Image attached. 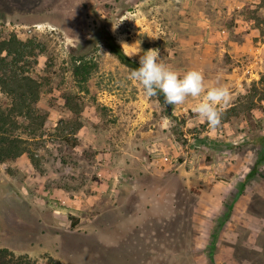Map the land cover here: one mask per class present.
<instances>
[{"label": "rangeland", "instance_id": "obj_1", "mask_svg": "<svg viewBox=\"0 0 264 264\" xmlns=\"http://www.w3.org/2000/svg\"><path fill=\"white\" fill-rule=\"evenodd\" d=\"M110 34L133 59L158 49L227 83L219 124L198 99L148 97ZM13 36L26 50L2 54L0 78L40 93L19 113L0 83V122L28 147L0 161L13 264H264V0H0ZM80 58L96 66L84 83Z\"/></svg>", "mask_w": 264, "mask_h": 264}, {"label": "clouds", "instance_id": "obj_2", "mask_svg": "<svg viewBox=\"0 0 264 264\" xmlns=\"http://www.w3.org/2000/svg\"><path fill=\"white\" fill-rule=\"evenodd\" d=\"M139 64L129 73L128 79L142 85L148 97L162 93L165 102L171 106L184 105L189 98L198 99L192 112L213 126L219 124L222 108L231 99L227 83L219 79L215 84L206 83L205 74L200 68L181 72L164 62L158 49L144 51Z\"/></svg>", "mask_w": 264, "mask_h": 264}, {"label": "trees", "instance_id": "obj_3", "mask_svg": "<svg viewBox=\"0 0 264 264\" xmlns=\"http://www.w3.org/2000/svg\"><path fill=\"white\" fill-rule=\"evenodd\" d=\"M105 44L109 51L115 55L121 63L129 67L131 70H134L140 66L139 61L136 59H133L130 57L126 51L124 50L123 46L115 39L114 36L106 35L105 36ZM22 42H20L17 37L13 36L10 39H1L0 40V57L5 52L7 53V56H10L14 53H17L18 55H23L24 50H26L25 47H21ZM20 48H23L20 50ZM1 58V61H5L6 58ZM74 70H75V76L79 79L80 82H87L92 71L96 66H90V62L86 61L84 58H80L74 62ZM13 85L18 84V88H10V82L8 80H3L0 78V83L4 85L8 91L13 93L14 97L19 101L17 102V105L15 107V110L19 113H23L26 106L24 103L30 98L31 100L37 102L40 97L39 93V84L35 80H33L31 77H24L19 78L18 76H14L13 78ZM264 80V79H263ZM21 85V87H19ZM21 89V90H20ZM263 99V98H261ZM26 104V103H25ZM257 105V102H255L253 99H251V104L248 106L249 110H252ZM236 110L235 107L229 108L224 113L227 114V118L229 115L234 113ZM77 111V109H76ZM5 130V131H4ZM7 131V124L5 123V120H2L0 122V161L5 162L7 160H13L24 153H28V147L26 145V140L19 136H11L8 133H5ZM30 157L34 161V156L30 154ZM14 256L10 253V251L7 248L0 249V264H13ZM16 264L19 262L16 261Z\"/></svg>", "mask_w": 264, "mask_h": 264}, {"label": "water", "instance_id": "obj_4", "mask_svg": "<svg viewBox=\"0 0 264 264\" xmlns=\"http://www.w3.org/2000/svg\"><path fill=\"white\" fill-rule=\"evenodd\" d=\"M170 108V107H169Z\"/></svg>", "mask_w": 264, "mask_h": 264}]
</instances>
